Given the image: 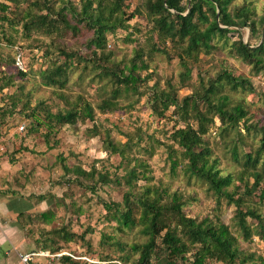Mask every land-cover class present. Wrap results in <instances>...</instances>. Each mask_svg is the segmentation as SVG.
I'll return each mask as SVG.
<instances>
[{
  "label": "rangeland",
  "instance_id": "obj_1",
  "mask_svg": "<svg viewBox=\"0 0 264 264\" xmlns=\"http://www.w3.org/2000/svg\"><path fill=\"white\" fill-rule=\"evenodd\" d=\"M0 3L8 5L6 11L0 9V83L9 78L8 85L0 90V145L4 146L0 149V243H8L7 250L0 246L1 259L9 256V247L12 252L14 249L28 252L42 250L41 247L45 246L44 249L51 254L58 250L72 256L63 254L69 256L68 260L63 257L36 258L41 264H136L137 253L128 245L142 242L145 236L138 231L137 224L133 228H120L117 221L106 213L101 200L121 202L130 188V198L136 203L137 194L148 185L165 190L167 195L175 191L181 194L182 210L187 216L228 224L239 240L241 251L252 253L256 262L260 257L264 260V238L255 232L262 233L263 230L257 222L247 218L254 233L251 239L243 240L233 225L235 204H228L225 197L217 200L206 182L184 172L186 160L180 157L181 149L173 135L182 122L177 120L173 107L162 113L151 109L154 84L157 90L172 84L181 98L200 89L201 82L206 84L209 78L224 69L236 79L248 80L250 90H229L224 86L220 91L230 96L231 104L241 103L247 112L238 126L239 131L224 132L215 116L213 125L203 136L204 145L211 151L210 162L216 158L221 174L230 173L234 177L227 191L232 192L239 185L242 191L243 182L239 179L242 167L233 159L229 150L231 146L227 143H235L239 155L259 145V133L254 126L264 124V68L253 71L249 64L232 55L230 47L237 39L253 47L259 43L264 0H232L228 5L230 11L240 6L251 9V18L258 31L250 35L246 26L231 28L225 37L213 38V47L207 53L201 51L197 60L189 59V77L183 81L180 73L184 69L176 56L180 46L177 48L166 41L164 53L150 52L146 40L155 43L158 40L151 29V20L144 13L142 0H125L127 12L136 8L139 13L126 22V28L107 33L104 49L96 54L87 44L92 30L83 23L71 29L64 21L74 23L65 7L73 6L79 11L80 0H0ZM38 4L42 7L39 8ZM47 11L52 16L46 18L42 27L34 28L29 23L28 14L39 19ZM141 44L148 69L137 73L149 77L139 82L137 93H121L117 98V109L101 111L98 104L109 98L115 86L109 71L129 64ZM17 49L22 52L25 70L14 66ZM61 64L65 67L60 77L63 87L47 86L42 80L41 69ZM77 96L91 103L93 119L55 124L48 129L44 121L45 111L68 108ZM20 125H24L22 131L18 129ZM244 126H250V129L246 130ZM106 132L118 150L124 149L122 156L104 149L102 140ZM169 146L180 159L174 173L169 167ZM137 159L147 165L146 174L150 179L140 177L129 187L125 176L136 166ZM62 162L69 167L81 166L91 171V177H82L86 187L71 180L73 174L65 173ZM140 168L137 166L138 171ZM101 174H106L107 181L101 180ZM245 178L252 183L251 177L245 175ZM8 191L15 195L2 194ZM43 193L55 197L42 202L30 197ZM55 200L60 204L56 205ZM164 201H168V197L165 196ZM47 207L56 213L51 225L36 218L38 212ZM242 207L258 209L264 216V206L255 195L243 197ZM18 212L24 213L21 220L16 217ZM28 212L34 215L31 219L26 216L30 215ZM59 228L75 236L64 242L61 234L52 232ZM196 248L192 247L186 254L187 260H178L176 264H191ZM14 257L11 255V259ZM203 264L225 263L206 259Z\"/></svg>",
  "mask_w": 264,
  "mask_h": 264
},
{
  "label": "trees",
  "instance_id": "obj_2",
  "mask_svg": "<svg viewBox=\"0 0 264 264\" xmlns=\"http://www.w3.org/2000/svg\"><path fill=\"white\" fill-rule=\"evenodd\" d=\"M232 0H142L144 13L151 20L152 30L157 35L158 43L146 40L149 50L153 52H165L164 43L169 41L181 50L176 52L181 67L184 71L180 73L183 81L189 77V59L197 60L198 54L203 51L207 53L212 47L213 38L225 37L231 28L248 27L250 35H255L258 31L255 20L251 18V9L248 6L234 7L229 10V3ZM125 0H80L79 11L75 7L69 6V14L74 20L70 23L64 20L71 29H75L78 24L83 23L92 30V36L88 39V47L92 53L96 54L103 50L106 44V34L113 33L117 28H126L129 21L139 11L134 8L127 12ZM39 8L42 6L39 5ZM0 9L6 11L7 4L0 3ZM59 11L57 12V15ZM66 16V13H64ZM50 15L47 11L37 18L28 14L29 23L34 28L42 27L46 18ZM52 16V13L51 15ZM260 41L253 47L241 39L231 43L230 52L245 63L251 66L255 72L264 68V15L260 19ZM48 30V28H47ZM143 45H138L129 62L122 69L110 70L114 87L109 98H105L98 104L101 111L115 110L118 108V96L121 93H137L139 82L146 81L148 75L141 77L137 71L148 69V63L144 60ZM14 61V59H13ZM42 68V66L40 67ZM39 68V69H40ZM65 67L63 64L41 69L42 80L47 86L63 87L64 82L60 80ZM23 73L22 71H19ZM25 73V72H24ZM5 78V77H4ZM8 79L2 80L0 90L8 85ZM172 84L166 88L156 89L152 86V111L162 113L173 107V113L177 120L182 122V126L173 131V135L180 147V157L186 160L183 170L190 175L207 183L208 189L216 199L226 198L228 204H235L236 212L233 216V225L239 230L243 240L252 237L253 230L247 218L255 220L262 228L263 232H255L264 238V216L255 208L245 209L242 207V199L246 196H257L261 205L264 206V124L254 126L259 133V145L252 151H244L242 155L237 152L236 144L231 143L229 150L236 163L242 167L239 179L243 182V190L239 187L232 192L227 191V186L233 182V175L221 174L217 168V159L210 162V148L204 145L203 136L208 132L214 123V117L220 121L224 132L239 131L238 126L247 115L241 103H230V96L221 94L224 86L229 90L252 89L251 84L245 79H236L228 73L226 69L217 73L213 78H209L207 83H200V89L192 91L183 97H179ZM159 105V106H158ZM34 115V113H33ZM94 108L89 101L82 96H77L68 108L57 112L45 111L44 121L48 129H52L55 124H74L78 120H92ZM246 130L250 126H244ZM159 144L160 142L157 141ZM102 145L110 153L123 155L124 149L118 150L117 145L110 140L106 132ZM168 157L170 160V172L174 173L180 165V159L174 155L175 150L170 148ZM136 166L130 168L125 176V182L130 187L134 180L150 179L146 174V164L137 159ZM137 166L141 170H137ZM62 168L66 174L72 173L71 180L86 187L82 182V177H91V171L84 170L81 166L69 167L62 162ZM252 178L249 184L245 178ZM102 181H107L106 174L99 176ZM246 179V180H244ZM244 180V181H243ZM91 188H93L91 186ZM2 194L15 195L14 192H2ZM132 192L130 188L125 192L121 202L101 200L103 208L109 216L117 221L120 228H133L136 224L139 232L145 236L142 242H134L128 245L131 251L137 253L136 264H176L178 260H187L186 254L192 247H197L192 254L191 264H203L206 259H214L225 264H264L260 257L259 261L253 260L252 253H243L239 247L238 238L231 232L228 224L223 222H213L208 218L198 220L187 216L182 210V195L173 192L167 195L165 190H159L148 185L141 188V193L137 194L136 203L130 198ZM168 201H164V197ZM36 202H42L48 198H54L46 194L32 195ZM31 199V198H29ZM167 199V198H166ZM56 205L60 202L55 200ZM29 213V212H28ZM137 213V215H136ZM26 215L30 219L34 216ZM23 212H18L16 217L21 220ZM44 224L51 225L56 217L55 210L47 207L38 212L36 218ZM53 233L61 234L64 242H69L75 234L67 232L64 228L53 229ZM83 238V235L80 236ZM45 246H42V250ZM58 249V248H56ZM40 250V249H38ZM55 252V251H54ZM56 252H59L58 250ZM55 252V253H56ZM68 260L69 256L61 255L59 258ZM251 262H250V261ZM111 261V260H110ZM109 262V261H108ZM98 264V262H95ZM94 263V264H95ZM117 264V263H116Z\"/></svg>",
  "mask_w": 264,
  "mask_h": 264
},
{
  "label": "built area",
  "instance_id": "obj_3",
  "mask_svg": "<svg viewBox=\"0 0 264 264\" xmlns=\"http://www.w3.org/2000/svg\"><path fill=\"white\" fill-rule=\"evenodd\" d=\"M14 66L20 70H25V64H24V59L22 56V52L20 50H16L15 56H14ZM21 131L24 129V125H20L19 128ZM1 149V147H0ZM70 255L68 252H58V253H53L51 254L48 250H33V251H25V252H19L18 253V260L15 264H41L39 262L38 257H44V258H49V257H60L61 255Z\"/></svg>",
  "mask_w": 264,
  "mask_h": 264
},
{
  "label": "crops",
  "instance_id": "obj_4",
  "mask_svg": "<svg viewBox=\"0 0 264 264\" xmlns=\"http://www.w3.org/2000/svg\"><path fill=\"white\" fill-rule=\"evenodd\" d=\"M0 147H4V146H2V145H0ZM5 244V245H4ZM4 244H2V242L0 243V246L3 248V247H5V248H3L4 250H7L6 248H7V244L8 243H4ZM9 246V245H8ZM15 248V247H14ZM12 249V248H11ZM2 250V249H1ZM17 249H14V251L12 252L11 250H10V247H9V253H8V257H6L5 258V260H3V259H1V255H0V264H15L16 262H17V260H18V253L19 252H23L22 250H17ZM6 252V251H5ZM15 252V253H14ZM11 255H14L15 257H14V259H11ZM41 263V262H40Z\"/></svg>",
  "mask_w": 264,
  "mask_h": 264
}]
</instances>
